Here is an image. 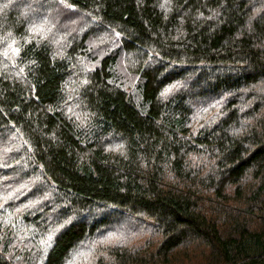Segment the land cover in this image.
Returning a JSON list of instances; mask_svg holds the SVG:
<instances>
[{
	"label": "trees",
	"instance_id": "16d2710c",
	"mask_svg": "<svg viewBox=\"0 0 264 264\" xmlns=\"http://www.w3.org/2000/svg\"><path fill=\"white\" fill-rule=\"evenodd\" d=\"M0 264H264V0H0Z\"/></svg>",
	"mask_w": 264,
	"mask_h": 264
},
{
	"label": "rangeland",
	"instance_id": "374dc122",
	"mask_svg": "<svg viewBox=\"0 0 264 264\" xmlns=\"http://www.w3.org/2000/svg\"><path fill=\"white\" fill-rule=\"evenodd\" d=\"M122 224V223H121Z\"/></svg>",
	"mask_w": 264,
	"mask_h": 264
},
{
	"label": "snow or ice",
	"instance_id": "6c2138e0",
	"mask_svg": "<svg viewBox=\"0 0 264 264\" xmlns=\"http://www.w3.org/2000/svg\"><path fill=\"white\" fill-rule=\"evenodd\" d=\"M18 51V50H17Z\"/></svg>",
	"mask_w": 264,
	"mask_h": 264
}]
</instances>
